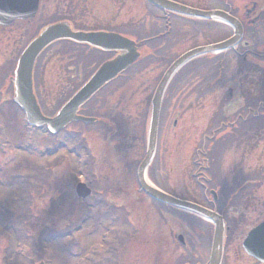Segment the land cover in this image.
Segmentation results:
<instances>
[{
	"label": "flooded vegetation",
	"instance_id": "flooded-vegetation-1",
	"mask_svg": "<svg viewBox=\"0 0 264 264\" xmlns=\"http://www.w3.org/2000/svg\"><path fill=\"white\" fill-rule=\"evenodd\" d=\"M43 1L48 5L49 11L53 5H56L59 8L56 15V19L59 20L56 21L67 22L72 29L73 23H77L80 26L78 31L116 33L131 39V0ZM171 1L197 10L223 13L237 20L243 32L242 38L235 41L232 47L206 55L203 60L189 64L187 71L182 69L170 79L162 98L157 144L151 167L147 172L148 181L163 193L216 212L222 216L226 224L229 223L230 216H233L231 220L235 221L234 224L237 223L241 227L249 226L253 229L264 221V218L259 223L249 220L252 207L255 204L258 206V175H251L252 171L244 174L237 157L243 151L252 153L259 149V118L262 117L264 122V111H260L258 106L259 100L264 98V73H260V69L264 70V0ZM141 2L146 11L140 15L139 20L144 30V37L139 42L134 41L142 57L144 55L143 62L119 73L79 108L77 115L92 118L94 120L92 123L86 125L79 121L71 122L53 136L64 133L84 135L85 131L98 135L94 147L97 160L93 157L90 145H86L89 149L88 158L83 145L80 143L81 145L77 146L76 164L79 170L76 178L77 182L85 184L91 190L90 197L85 200L92 195L96 199L95 205L89 210L105 212L111 217L109 223L112 227L109 229V236L112 235L109 242L112 246L107 251L108 264L124 263L127 260L124 257L125 249L131 245V241L137 235L140 238L139 244L153 247L154 252L150 257L154 259V264H180L178 251H176L178 247L188 252L195 260L197 259L194 264H201L203 261L201 256L198 258L194 252H191L187 242L189 241L187 236L191 234L192 227L190 229L182 227L180 219L187 224L191 220H196L206 225L207 235L205 236L209 238V241L211 226L187 212L155 201L140 191L135 173L133 174L128 166L137 157L134 152L138 149L143 151L144 156L145 137L141 133L139 141L134 139L132 141L131 137L127 136L129 132H126L125 128L128 126L127 120L135 118L136 121L139 118L142 119L141 131L145 130L146 115L153 92L164 72L180 54L195 47L224 42L233 36V29L217 19L190 17L185 21L183 19L185 17L156 9L146 0ZM50 17L53 16L48 15L47 18L55 20ZM89 20L91 23H86ZM2 29L3 26L0 25V39ZM259 38H263L261 47ZM180 42L186 45L182 53L177 51ZM53 46L39 57L32 71L33 91L37 102L52 104V106H45L47 114L44 115L48 118L54 117L102 64L123 54L119 51L111 52L62 40L59 44L61 62L52 64L59 72L58 74L47 72L48 75L44 81L38 68L41 58ZM19 55L9 65L3 78L12 88L11 95L13 94L11 79L14 78ZM93 61L95 64L92 63ZM138 66L141 68L137 69ZM148 68L153 69V75L146 79L150 89L145 86L143 77ZM200 70L201 78L198 75ZM1 75L0 70V81H2ZM190 77L193 78L189 79ZM137 80L142 83L144 97L135 102L132 112L129 93L131 84ZM42 86L46 88V94L43 97L40 94ZM185 103L186 107L189 105L187 110L203 108L205 127L200 142L192 144L193 158L191 161L187 160L186 162L190 161V163L182 167L184 171L187 169L185 172L188 174L186 177L189 179L188 182L180 187L178 183L171 185L174 187L171 191L157 182V176L162 177L163 169L169 173L170 179L177 176L174 172L178 171L179 144L174 142L168 144L164 139L162 142V137L168 131L169 120L175 116L169 127L173 138L178 125L177 115L182 112L180 109L185 106ZM179 104H181L180 107ZM41 110L43 111L42 106ZM41 129L51 136L47 127ZM199 149H203V153L200 154ZM161 150H166L163 155ZM164 157L166 159L163 160L165 162L163 165ZM155 160L158 161V168ZM99 163L104 166H115L117 163L118 167H122L123 173L112 174L105 182L108 186H104L103 182V190L96 191L95 186L96 188L99 186L100 179L97 175ZM168 163H173L175 166L170 167ZM154 173L158 174L156 179ZM106 178L107 175L102 176L103 180ZM120 183L123 184L120 185ZM178 188L182 189L186 195L178 194ZM81 209L85 208L81 207ZM131 215L139 216L138 219L133 220L135 224L130 221ZM121 219L123 222H120ZM229 230L230 227L224 242L221 264L230 263L228 257L233 252L229 246L231 243ZM193 237L194 235H190L188 238L191 240ZM193 243L197 244V239ZM234 249L237 253L240 251L235 245ZM209 251L210 248L208 255ZM244 257L250 262H256L247 255ZM181 264L191 263L181 259Z\"/></svg>",
	"mask_w": 264,
	"mask_h": 264
},
{
	"label": "rangeland",
	"instance_id": "rangeland-1",
	"mask_svg": "<svg viewBox=\"0 0 264 264\" xmlns=\"http://www.w3.org/2000/svg\"><path fill=\"white\" fill-rule=\"evenodd\" d=\"M144 7L141 0H131V29L138 27L140 15H142L143 12L146 13ZM58 9L56 5H53L52 9L49 11L48 5L41 0L39 11L34 21H23L2 29L0 39V70L2 73V81H0V88L9 65L15 61L16 56H18L25 43L30 39L31 35H34L36 31L49 20L47 18L48 15L53 16L50 18L56 17ZM88 14L90 13L88 12ZM86 23L90 24L91 20ZM138 32H140L139 29ZM15 43H17L16 48ZM262 43L263 38H259L260 47ZM185 47L186 45L180 42L177 49L178 53H182L183 50L186 49ZM59 48V45L54 46L43 58H41L38 69H40L44 81L47 78V72L52 74H58L59 72L56 70V67L52 65L53 63L61 62L59 60ZM15 52L16 55L14 56ZM92 63H94V61ZM140 68V66L137 67V69ZM188 69L187 67L185 70L187 71ZM200 72L201 70L198 72V75L201 78L202 73ZM152 75L153 69L148 68L147 73L143 76L145 79V86H147L148 89H150V87L146 79ZM191 78L193 77L189 79ZM141 87L142 83L138 80L131 84L129 93L131 103L129 104L132 106V108H130L132 112L134 111L133 107L135 102L142 100L144 97ZM45 90V86H42L40 93L42 97L46 94ZM5 95H7V93ZM1 98L2 96H0V99ZM7 101H9V98H7ZM139 104H141V102H139ZM40 105L43 107L42 112L45 115L47 114L45 106H52L51 103L47 102H40ZM184 105L185 106L180 109L182 112L177 115L178 125L174 131L173 138L172 131L169 130V127H171L172 119L175 118V116L169 120L168 131L162 137V142L164 139L168 144L173 142L179 144L178 148L176 147L178 171L174 172L177 176L174 177V179H170L169 173L163 168L161 178L158 177V174L154 173L155 179L156 175H158L157 182L162 187H167L171 191H173L174 188L171 187V185L178 183L180 187L188 182L189 179L186 178L188 174L185 172L187 169L184 171L182 167L189 164L191 158H193L194 149L192 150V144L200 142L202 137L201 134L205 127L203 108L199 110H187L189 109V105L187 107L186 103ZM180 106L181 104H179V107ZM15 108L10 102H0V264H31V260L33 259L35 260L32 264H38L40 259L42 260L45 257L52 262L50 264H74L77 260H75V257L68 256L66 250L77 254L81 249L82 252L85 253V249L89 245L95 246V254L91 255V262L88 264H108L109 255L107 251H109L112 246V243L109 242L112 234L109 236L108 231V229L112 227L109 223L110 217H99L96 211L82 210L81 207H86L85 204L78 203L73 194L74 184L77 180L76 176L78 175V167L72 151L74 146H77L75 145V141L77 139L79 140L80 137L78 134L64 133L61 135L58 134L57 137L52 139L39 131L33 130L27 133L21 121V114L15 111ZM134 119L135 118L127 120L128 126L125 128V131L129 132L128 135H130L132 139L139 141L142 119L137 118L136 121L138 122ZM99 137L101 138V136ZM97 139L98 135H93L90 131H85L82 139V142L86 141L87 144L91 146L95 160H97V152H95L94 147ZM60 142L67 145L61 151H59ZM259 143L258 150H254L252 153L243 151L237 157L244 174L253 171L256 173H251V175H258V206L255 204L249 215V220H253L255 223H259L264 218V140L259 141ZM54 145L56 146V150L53 149L55 152L52 151V156L49 158L45 157L48 147L52 148ZM165 151L166 150H161L162 155ZM134 155L137 157L134 158L128 166L133 174L135 173L139 161L143 157V151L138 149L134 152ZM165 159L166 157L162 159L163 165L165 164L163 161ZM189 159L190 161L187 163L186 161ZM155 161V165L158 168V161ZM167 165L171 167L174 164L168 163ZM118 166L117 163L115 166H104L101 163L97 164V175L100 179L96 191L103 190V182L104 186H108L105 182L108 181V178L112 174L120 175L123 173L122 167ZM103 175H107V178L104 180L102 179ZM172 181L173 183L171 184ZM22 183L28 187L30 186V195H28L27 191H23V198H21L20 202L15 204L12 202V197L15 196V194L21 196L20 193L22 192L20 191L22 188L25 189L22 187ZM122 184L120 183V185ZM178 194L183 196L186 195L180 188H178ZM87 203L93 204L94 202L88 200L86 201V204ZM138 217L131 215L130 221L134 223L133 220H136V218L138 219ZM232 218L234 217L230 216L228 224L232 228L230 229L231 243L229 246L233 252L228 257V260H230L228 264H254L244 257L246 255L241 247V242L246 233L250 230V227L238 226L237 223L234 224L235 221L231 220ZM82 219L85 221L77 234L73 237L62 238L51 244L48 243V245H45V251L42 250V243L47 242L49 236L59 231L72 230ZM120 222H123V220L121 219ZM180 223L182 227L184 226L187 229L192 227L191 234L187 236L189 240L187 242L191 247V252H194L198 258L201 256V260H203L201 264H204L208 259V249L210 246L209 238L205 236L207 235L205 231L207 226L196 220H191V222L187 224L180 219ZM8 226L12 230H9ZM132 229L131 227V230ZM186 232L187 230L185 233ZM25 234L29 239L26 238L28 239L26 240V244H22L23 249H21V252H29L26 257L30 256L32 258L24 261L23 258L13 255L12 246L14 242L12 241H25ZM190 235H194L191 240L188 238ZM137 237L138 235L131 241V245L125 249L126 253L124 257L127 258V260L124 263L121 262V264H148L150 262L154 264V259L150 257L154 252L153 247L142 246L139 244L140 238ZM196 239L197 244L193 243ZM100 244H104L103 247H105L102 249ZM234 245L239 247L240 251H238V253L236 249H234ZM140 249L141 251H139ZM176 251H178L180 264L181 259L182 261H189L191 264L197 262V259L195 260V258H192L191 255L181 247H178ZM186 254H188V256Z\"/></svg>",
	"mask_w": 264,
	"mask_h": 264
},
{
	"label": "water",
	"instance_id": "water-1",
	"mask_svg": "<svg viewBox=\"0 0 264 264\" xmlns=\"http://www.w3.org/2000/svg\"><path fill=\"white\" fill-rule=\"evenodd\" d=\"M38 1L39 0H0V24L6 26L15 20L33 17L38 9ZM148 1L163 10L178 14L196 16L200 18L219 16L218 13L197 11L167 0ZM226 19L229 24L235 27V37H240L241 29L239 24L233 20H228V18ZM62 39H69L78 43L94 45L103 50H125V53L104 64L100 70H98L97 73L63 107L57 117L53 120H48L40 114L39 109L36 106V102L32 94L31 73L34 61L40 52L52 43ZM229 44V42H226L221 45L198 48L189 51L188 53L181 56L176 62H174L167 71L161 83L159 84L151 103L147 133V152L144 160L137 170L139 187L148 196L168 205L194 213L212 223L213 235L208 264H220L221 262L225 234V226L221 216L197 205L174 199L153 189L145 182L144 172L149 165L154 153L160 101L163 90L170 76L179 67L192 58L198 55L219 51L222 48L224 49L228 47ZM138 56L139 55L136 51L134 43L119 35H106L102 33H76L72 32L64 23L50 25L44 28L40 34L27 46L17 62L18 65L15 71L14 79L16 90L14 102L17 103L26 113L30 124L36 126L47 124L55 132L58 131L60 127L65 126L72 119H80L85 122H90L92 121L90 119L75 118L74 115L77 109L87 100H89V98L105 83L114 79L120 72L126 70L130 65H132L138 59ZM82 188L83 186H78L77 192L79 195L85 196L86 193L84 191L83 193H80ZM243 248L249 256L257 259L261 263H264V222L249 232L243 242Z\"/></svg>",
	"mask_w": 264,
	"mask_h": 264
},
{
	"label": "trees",
	"instance_id": "trees-1",
	"mask_svg": "<svg viewBox=\"0 0 264 264\" xmlns=\"http://www.w3.org/2000/svg\"><path fill=\"white\" fill-rule=\"evenodd\" d=\"M9 229V228H8ZM9 230H11V229H9Z\"/></svg>",
	"mask_w": 264,
	"mask_h": 264
}]
</instances>
